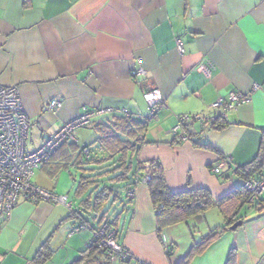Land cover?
I'll list each match as a JSON object with an SVG mask.
<instances>
[{
	"label": "crops",
	"instance_id": "0c3cea01",
	"mask_svg": "<svg viewBox=\"0 0 264 264\" xmlns=\"http://www.w3.org/2000/svg\"><path fill=\"white\" fill-rule=\"evenodd\" d=\"M141 67L146 74L136 80L132 71ZM0 84L19 87L39 146L85 109L102 110L94 125L126 111L141 119L149 113L144 92L159 89L166 105L148 122L147 143L131 153L134 166L157 161L171 192L207 188L218 201L245 185L237 170L260 149L264 0H0ZM233 91L249 99L226 112L225 127L190 121V140L174 134L180 116L219 113L212 104ZM59 99L63 105L50 109ZM75 134L79 145L66 143L37 170L57 176L80 147L97 144L93 126ZM36 172L35 183L63 194ZM134 187L118 240L137 260L229 264L233 250V264H264V209H251L242 225L192 252L223 223L218 206L160 229L149 185ZM78 222L62 204L22 198L10 216H0V264H37L47 242L52 255L43 264H72L93 237L91 230L70 234Z\"/></svg>",
	"mask_w": 264,
	"mask_h": 264
},
{
	"label": "trees",
	"instance_id": "16d2710c",
	"mask_svg": "<svg viewBox=\"0 0 264 264\" xmlns=\"http://www.w3.org/2000/svg\"><path fill=\"white\" fill-rule=\"evenodd\" d=\"M153 116L149 112L140 119L128 112H122L114 116L109 123L95 125L94 122L90 123L88 126H93L97 131V144L80 147L78 153L70 156L65 163L66 168L69 165L74 166L80 173L76 188V195L80 200L79 208H72L70 215L78 219L77 225L87 224L89 230L93 232L92 240L81 250L80 255L72 264H116L108 250L101 245L100 238L97 237L96 233L105 224L111 229H116L119 233L120 216L131 206L135 198L134 185L139 182L140 175L146 165H150L151 179L147 184L149 185L151 198L156 204L160 229L181 221H187L191 217L203 216L206 209L213 205L218 206L223 216V223L202 237L194 245L192 252L205 249L223 231L231 229V226L237 221H243V218L251 209H264L262 194L251 193L245 185L238 187L234 192L217 201L207 188L190 189L178 193L171 192L167 188L163 169L157 161H146L134 166L131 153L136 152L143 144L147 143L145 132L148 122ZM189 122L184 123L180 132H183L184 128L186 129ZM227 124L226 115L220 112L209 126L220 129ZM175 135L178 136V134ZM261 137L257 156L237 170L246 180L250 178L264 179V129ZM187 139H191L189 132ZM70 141L60 144L45 158L40 166L49 162L54 153ZM71 142L79 145V142ZM129 190L134 192L133 196L128 195ZM86 214L97 220L99 226L90 225L86 219ZM51 255L52 250L47 242L37 252L34 261L37 264H43ZM119 262L121 264L125 261ZM233 263L234 252L232 250L229 256V264Z\"/></svg>",
	"mask_w": 264,
	"mask_h": 264
},
{
	"label": "built area",
	"instance_id": "2783aa9c",
	"mask_svg": "<svg viewBox=\"0 0 264 264\" xmlns=\"http://www.w3.org/2000/svg\"><path fill=\"white\" fill-rule=\"evenodd\" d=\"M177 42L182 47L181 40L178 39ZM145 74L146 70L142 67L132 71L134 78ZM256 88H259L257 84L254 86V89ZM144 97L151 115H155L166 105L164 95L157 88L145 91ZM248 99V94L233 91L226 100H218L212 104V107L215 110L222 108L220 112L226 115L228 110L238 107ZM62 105V99L51 100L48 104L50 109H57ZM101 111L99 109H85L82 114L64 123L60 129L46 138L37 149L29 150L27 143L32 124L25 112L20 89L16 85L5 86L0 84V216L5 218L10 216L22 198L29 201L62 204L70 210L74 208L73 201L69 199L68 194H58L44 188L34 183L33 178L40 164L60 144L68 140L79 142L75 130L88 126L93 117ZM219 113L209 116L201 114L183 115L179 117V121L172 128V131L178 134L181 139H187V134L184 131L180 132L184 123L198 121L209 126ZM223 166L224 161L214 167V171L220 173ZM150 173V165H146L139 181L147 183L151 179ZM245 187L253 194H262L264 192V179L250 178L245 182ZM128 195L133 196L134 192L129 190ZM81 230H89V226L87 224L77 225L70 234ZM96 234L100 238L101 245L108 250L113 260L127 261L131 264H150L133 257L125 246L119 242V233L116 229H111L105 224Z\"/></svg>",
	"mask_w": 264,
	"mask_h": 264
},
{
	"label": "rangeland",
	"instance_id": "374dc122",
	"mask_svg": "<svg viewBox=\"0 0 264 264\" xmlns=\"http://www.w3.org/2000/svg\"><path fill=\"white\" fill-rule=\"evenodd\" d=\"M87 128V127H86ZM33 133L31 132L27 148L29 150H33L39 147V139H35V141H32ZM41 170V171H40ZM36 170V173H40L46 177L47 179L51 180L54 184L57 190L63 194H68L69 199L73 201V204L76 206L79 204V198L76 195V188L79 182L80 173L74 166H68V168H65L64 166L61 167L59 170V174L57 176H52L48 173L45 169ZM43 170V171H42ZM37 176H35L36 178ZM60 194V193H59ZM125 215V214H124ZM86 219L88 220L90 225H94L95 227L99 226V223L97 220H94L92 216L86 214ZM123 221V220H122ZM85 230H82L84 232ZM81 232V231H80ZM77 232L76 234L80 233ZM80 255V254H79ZM74 259V258H72ZM116 264H120L119 261H116ZM121 264H131L130 262H121Z\"/></svg>",
	"mask_w": 264,
	"mask_h": 264
},
{
	"label": "water",
	"instance_id": "95a60500",
	"mask_svg": "<svg viewBox=\"0 0 264 264\" xmlns=\"http://www.w3.org/2000/svg\"><path fill=\"white\" fill-rule=\"evenodd\" d=\"M243 224V221L242 220H239L237 221L236 223H234L232 226H231V229L234 230L236 229L238 226L242 225Z\"/></svg>",
	"mask_w": 264,
	"mask_h": 264
}]
</instances>
